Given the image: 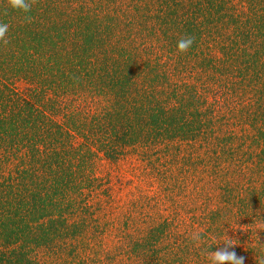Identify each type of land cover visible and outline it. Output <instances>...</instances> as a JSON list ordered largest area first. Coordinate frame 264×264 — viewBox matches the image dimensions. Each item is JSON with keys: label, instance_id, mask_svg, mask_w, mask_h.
I'll list each match as a JSON object with an SVG mask.
<instances>
[{"label": "trees", "instance_id": "obj_1", "mask_svg": "<svg viewBox=\"0 0 264 264\" xmlns=\"http://www.w3.org/2000/svg\"><path fill=\"white\" fill-rule=\"evenodd\" d=\"M0 23V264L264 258V0H0ZM131 160L153 188L120 219L104 167Z\"/></svg>", "mask_w": 264, "mask_h": 264}, {"label": "clouds", "instance_id": "obj_2", "mask_svg": "<svg viewBox=\"0 0 264 264\" xmlns=\"http://www.w3.org/2000/svg\"><path fill=\"white\" fill-rule=\"evenodd\" d=\"M37 0H7V7H10L15 10H20L24 13H29L33 5ZM26 19L30 22L31 17L26 16ZM9 25L7 23H0V41H3L5 45L9 43L6 39V34L8 33ZM195 41L194 36H185L180 38L177 41V52L186 53L192 46ZM188 239L197 247L200 246L201 241L203 240V233L200 231H192ZM218 243L217 245H220ZM223 246L218 247L215 251H208L206 253L205 259L208 261V264H244V257L238 256L236 251L233 249L235 244L232 243L231 238L224 239L222 242ZM258 264H264V258L257 260Z\"/></svg>", "mask_w": 264, "mask_h": 264}, {"label": "rangeland", "instance_id": "obj_3", "mask_svg": "<svg viewBox=\"0 0 264 264\" xmlns=\"http://www.w3.org/2000/svg\"><path fill=\"white\" fill-rule=\"evenodd\" d=\"M138 162L131 160L128 162H121V164H106L104 170L106 173L110 172L112 177V206L110 213L116 214L120 219L124 217V211L128 210L130 202H133L145 190L151 189L148 183L139 177L140 171L136 169ZM135 172H139L138 174ZM119 213V214H118Z\"/></svg>", "mask_w": 264, "mask_h": 264}]
</instances>
